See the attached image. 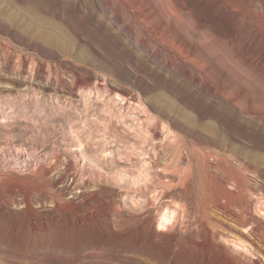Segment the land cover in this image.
Segmentation results:
<instances>
[{
  "label": "rangeland",
  "instance_id": "obj_1",
  "mask_svg": "<svg viewBox=\"0 0 264 264\" xmlns=\"http://www.w3.org/2000/svg\"><path fill=\"white\" fill-rule=\"evenodd\" d=\"M173 135L246 155L259 198L223 199L200 247H137ZM262 235L264 0H0V264H264Z\"/></svg>",
  "mask_w": 264,
  "mask_h": 264
},
{
  "label": "bare ground",
  "instance_id": "obj_2",
  "mask_svg": "<svg viewBox=\"0 0 264 264\" xmlns=\"http://www.w3.org/2000/svg\"><path fill=\"white\" fill-rule=\"evenodd\" d=\"M160 130L158 126L153 131L156 138L160 136ZM173 136L172 160L161 168L155 176L157 179L150 176L151 163L146 164L147 169L141 176L144 184L133 192L134 205L138 210L132 219L133 241L137 247L143 238L161 247H175L190 239L200 247L196 237L203 239V243L212 242L215 238L211 210L215 206L224 208L223 199L235 201L239 197L238 202L243 200L247 212L251 214L255 207L257 191L250 186L251 179L246 173L257 172L247 161L246 155L217 139L208 147H201L188 138ZM27 203L32 208L31 199ZM160 215L161 221L156 229L155 224ZM251 220H241L242 226L247 228ZM177 230L179 235L174 239L171 233ZM261 230L260 224L252 235ZM134 259L137 264L140 262L138 253ZM228 263L246 264L232 255L228 257Z\"/></svg>",
  "mask_w": 264,
  "mask_h": 264
}]
</instances>
